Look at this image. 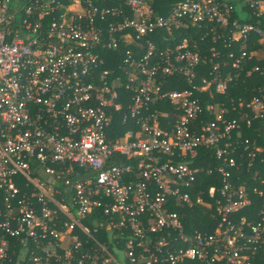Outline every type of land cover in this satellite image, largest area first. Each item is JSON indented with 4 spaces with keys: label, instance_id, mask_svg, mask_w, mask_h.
Segmentation results:
<instances>
[{
    "label": "built area",
    "instance_id": "2783aa9c",
    "mask_svg": "<svg viewBox=\"0 0 264 264\" xmlns=\"http://www.w3.org/2000/svg\"><path fill=\"white\" fill-rule=\"evenodd\" d=\"M124 1L130 11L0 0V264L7 234L32 240L31 264H264V177L250 186L240 175L245 151L250 167L264 162L263 145L243 138L245 128L264 129V94L240 99L246 109L233 116L214 98L239 83L252 54L206 44L253 33L264 41V29L233 19L227 2L180 0L157 15L146 0ZM241 2L264 17V0ZM182 28L163 52L149 42L141 53L143 36L166 30L175 41ZM121 46L117 67L103 51ZM211 148L215 162L198 163ZM205 176L214 182L206 189ZM194 206L211 217L202 227L183 220ZM97 215L123 241L118 254L85 223Z\"/></svg>",
    "mask_w": 264,
    "mask_h": 264
},
{
    "label": "trees",
    "instance_id": "16d2710c",
    "mask_svg": "<svg viewBox=\"0 0 264 264\" xmlns=\"http://www.w3.org/2000/svg\"><path fill=\"white\" fill-rule=\"evenodd\" d=\"M99 5H123L128 10V6H126L124 0H94ZM150 6L153 8V11L157 15H166L169 11H171L174 6L180 1V0H146ZM218 2L224 3H230L234 6V12L232 15L233 19H236L240 22H251L253 24L259 25L264 29V17L263 16H257L254 13H252V9L241 2V0H216ZM130 11V10H129ZM185 29L182 28L175 32L174 35L177 36L174 40L171 39H165L164 36L168 35L169 33L166 30H159L155 34H147L143 36L140 39V49L141 53H144L148 46L149 42H153L157 45V50L159 49V52H163L165 50V47L167 45H173L177 41H180L181 32H183ZM231 32H227V35H230ZM202 44V43H201ZM201 44L200 47L202 46ZM206 44H216L218 48L220 49L221 54H228L231 51L235 52V55L237 57H240L243 51H247L248 54H252V56L246 60L243 61V69L240 71L241 76L238 79L239 83L236 85H232L226 95L223 96H216L215 100H223L225 101V104L227 108L232 112L233 116H240L238 113V110L245 111V102L242 101L243 99L248 101L254 96H262L264 94V72L262 71V67H264V41L260 40L259 36L255 33L250 37V39L247 40V42L240 41L236 44H227L224 43V41L221 39L219 41H213L211 37L206 39ZM130 46L136 47L135 44H132ZM123 47V46H121ZM126 49L120 48L119 50H107L103 51V54H106L111 60L115 59V62H117V67L121 66L122 57L116 56V54H123ZM158 52V53H159ZM161 54V53H159ZM225 61L233 63V58L227 59L225 58ZM256 66H260L261 69L257 70L255 69ZM253 71L249 73V70ZM181 77V76H180ZM170 81H176L174 77H169ZM180 81V80H179ZM182 81V80H181ZM172 86H175L176 84H171ZM205 98H203V104L206 105V100H211L210 95L203 94ZM242 99V100H240ZM234 100V103L232 102ZM235 106V109L234 107ZM117 117L114 122V126L118 127L120 126L121 130L119 133L123 132L128 128L127 125H122L120 120L118 119V113L116 114ZM263 119H259L254 121L253 128L256 126L261 127ZM253 137L254 139L258 140V143L260 145H263L264 147V129L261 128L258 134V130L256 129H249L245 128L243 131V138L245 137ZM242 148V146H241ZM243 149V148H242ZM202 156L197 157V162L201 163L202 160L206 157L209 158L208 163H214V155H215V148L207 149L202 152ZM245 157L246 159H240L241 162H243L242 166L244 167V170L240 172L241 180H247L249 185L252 186L254 184H257L260 182V177H264V162H261L259 156L253 161V166H249L251 160L247 156L245 151ZM262 155V154H261ZM260 155V156H261ZM264 155V154H263ZM262 155V156H263ZM205 181L201 183L200 187H204L205 189L208 188L211 184L214 182L212 181L211 176H205L203 178ZM255 203L253 205V210L250 211L253 215L255 214V206H262V202L260 197L257 195L254 198ZM189 208V207H188ZM191 211L190 215H187V217L183 218V220L187 221V227L197 226L202 227L201 222H204L207 224L209 220H211V217H209L208 214L203 212L205 209L198 208V206H194L189 208ZM190 213V212H189ZM242 214H244V211H241ZM106 217H101L97 215L96 219L93 220H85V223L87 225H90L91 229L94 227H99V232L97 233V238L99 239V242H104L107 245L110 246L113 252L116 254L117 246L122 247L124 245L123 241H121L119 244H117V241L119 238H113V240L110 238L109 233L106 231V224H105ZM4 235V231L0 230V238ZM9 238L10 241V253L7 260H5V264H31V261L29 263L27 254L25 256V253L29 250L32 246L33 242L32 240H28V242H22L21 237L19 236H11L9 234L6 235ZM91 239V238H90ZM95 242V243H94ZM96 241L89 242L86 246L90 250H94L95 247H98V243ZM85 246V247H86ZM87 249V250H88ZM89 250V251H90ZM53 264H60L59 262H54Z\"/></svg>",
    "mask_w": 264,
    "mask_h": 264
},
{
    "label": "rangeland",
    "instance_id": "374dc122",
    "mask_svg": "<svg viewBox=\"0 0 264 264\" xmlns=\"http://www.w3.org/2000/svg\"><path fill=\"white\" fill-rule=\"evenodd\" d=\"M228 3H229V2H228ZM228 3H227V4H228Z\"/></svg>",
    "mask_w": 264,
    "mask_h": 264
}]
</instances>
